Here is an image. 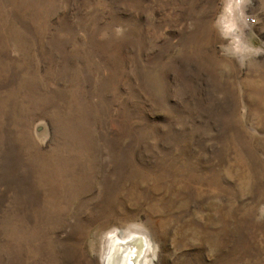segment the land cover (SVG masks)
Masks as SVG:
<instances>
[{
	"label": "rangeland",
	"instance_id": "374dc122",
	"mask_svg": "<svg viewBox=\"0 0 264 264\" xmlns=\"http://www.w3.org/2000/svg\"><path fill=\"white\" fill-rule=\"evenodd\" d=\"M118 239L264 264V0H0V264Z\"/></svg>",
	"mask_w": 264,
	"mask_h": 264
},
{
	"label": "bare ground",
	"instance_id": "6f19581e",
	"mask_svg": "<svg viewBox=\"0 0 264 264\" xmlns=\"http://www.w3.org/2000/svg\"><path fill=\"white\" fill-rule=\"evenodd\" d=\"M137 241H120L116 240L111 250L112 262L114 264H136L141 251L144 249L142 242ZM143 264V263H142Z\"/></svg>",
	"mask_w": 264,
	"mask_h": 264
}]
</instances>
